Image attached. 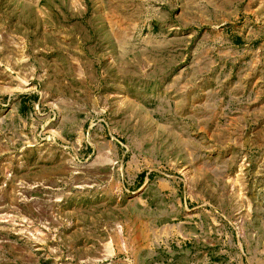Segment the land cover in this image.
<instances>
[{"label": "rangeland", "instance_id": "rangeland-1", "mask_svg": "<svg viewBox=\"0 0 264 264\" xmlns=\"http://www.w3.org/2000/svg\"><path fill=\"white\" fill-rule=\"evenodd\" d=\"M0 264H264V0H0Z\"/></svg>", "mask_w": 264, "mask_h": 264}]
</instances>
